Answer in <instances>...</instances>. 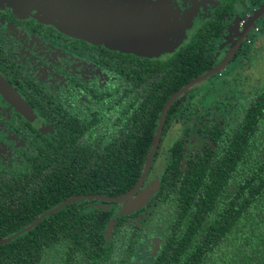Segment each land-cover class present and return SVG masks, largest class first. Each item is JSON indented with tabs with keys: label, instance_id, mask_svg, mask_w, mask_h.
<instances>
[{
	"label": "flooded vegetation",
	"instance_id": "1",
	"mask_svg": "<svg viewBox=\"0 0 264 264\" xmlns=\"http://www.w3.org/2000/svg\"><path fill=\"white\" fill-rule=\"evenodd\" d=\"M263 6L264 0H0V81L17 96L11 99L9 91L4 94L0 90V185L28 175H49L46 169L52 148L59 140L65 150L68 131L77 132L78 143L87 141L84 128L94 130L92 145L112 143L120 121H124L125 131L131 128L127 117L143 100H161L155 97H161L171 85L181 84L161 103L155 132L166 101L234 51L218 74L190 88L169 108L152 165L133 196L148 194L147 202L128 213L123 211V203L100 200L84 199L66 206L77 204V214L82 215L105 211L110 214L109 222L120 224L118 235L113 229L107 239L113 238L110 250H116L117 245L112 264H148L161 248L168 227L169 195L161 188L175 147L182 155L179 169L185 173L201 149L213 144L199 132L205 129L204 124L221 123V115L217 111L210 114V109L225 93L219 92L205 105L208 100H203L214 93L213 87L199 94L201 105L196 107L192 101L195 91L214 79L229 87L231 79L241 84V76L249 82L255 70L262 73L252 85L264 84V58L253 62L256 48L264 44L260 37L264 25L259 26L264 12L253 20ZM195 51L209 68L190 79ZM242 62L246 67H240ZM235 65L238 69L225 75ZM14 189L0 187V196ZM94 195L116 197L97 193L78 196ZM49 240L64 243L66 236L52 235ZM102 260L106 264V259ZM40 264L66 261L48 254Z\"/></svg>",
	"mask_w": 264,
	"mask_h": 264
},
{
	"label": "trees",
	"instance_id": "2",
	"mask_svg": "<svg viewBox=\"0 0 264 264\" xmlns=\"http://www.w3.org/2000/svg\"><path fill=\"white\" fill-rule=\"evenodd\" d=\"M200 54L194 52L190 79L209 68ZM177 87L171 85L155 97L161 100H143L127 117L131 128L125 131L120 121L112 143L92 145L90 128H84L87 141L78 143L77 132L68 131L65 150L59 140L52 148L49 175H28L0 185L15 188L0 196V237L20 230L64 199L86 193L118 196L131 189L150 149L161 103ZM216 87L229 96L214 107L211 104L210 114L217 111L221 123L210 121L199 131L213 144L201 149L185 173L179 169L182 155L176 146L164 170L161 189L169 195L168 227L161 248L148 264H264V84L255 83L248 92L224 81ZM76 205L0 246L1 263L40 264L51 254L66 264H103L102 259L112 264L117 245L110 250L113 238L109 242L103 234L110 214L101 210L95 215L77 214ZM113 229L118 235L120 224L114 222ZM62 233L64 243L49 240Z\"/></svg>",
	"mask_w": 264,
	"mask_h": 264
},
{
	"label": "water",
	"instance_id": "3",
	"mask_svg": "<svg viewBox=\"0 0 264 264\" xmlns=\"http://www.w3.org/2000/svg\"><path fill=\"white\" fill-rule=\"evenodd\" d=\"M259 12H260V14L256 17H254L253 20L258 19L263 15L262 13L264 12V6ZM233 54H234V51L228 52L226 57L219 64H217L211 70L207 71L205 74H203V75L197 77L196 79L190 81L189 83H187L183 88H181L179 91H177L174 95H172L166 101V103L164 104V106L162 108L161 115L159 117L156 130L154 132L150 153L147 156V159H146V162H145V165H144V168L142 170V173L140 175L139 180L136 182V184L133 186V188L130 191H128L127 193H125L121 196H116V197H105V196L94 195V196H75V197L68 198V199L64 200L61 204H59L57 207L51 209L50 211H48V212L42 214L41 216H39L38 218H36L29 226L18 231L16 234L9 236V237H6V238H3V239H0V245L7 244L10 241L17 238L18 236L25 234L26 232L30 231L33 227H35L43 219L54 214L55 212H57L59 210L65 208L67 205L81 201V200H84V199L100 200V201L116 203V204L123 203V204H125V208L123 209V211H126L127 213L129 212V210H135L137 207H139V206L143 205L145 202H147L149 200L148 194H145V193L139 194L136 198H133V196L138 192L140 187L143 185L144 180L146 178V175L149 172V169L152 165V159H153L154 154L156 152V148H157L158 142L160 140L162 128H163L165 118H166V115H167L169 108L171 107L173 102L178 97H180L182 94L187 92L190 88H192V87L204 82L208 78L218 74L225 67V65L228 63V61L233 56ZM0 90L4 94L6 93V91H9L8 87L7 86L5 87V85L2 83V81H0ZM9 93H10V91H9ZM10 95L11 96H8L9 98L17 99V96H15L14 94L10 93ZM123 211H121V214H124ZM113 225H114V222L111 221L109 226L106 229V232H105L106 236H109L112 233Z\"/></svg>",
	"mask_w": 264,
	"mask_h": 264
},
{
	"label": "rangeland",
	"instance_id": "4",
	"mask_svg": "<svg viewBox=\"0 0 264 264\" xmlns=\"http://www.w3.org/2000/svg\"><path fill=\"white\" fill-rule=\"evenodd\" d=\"M261 25H264V18L262 19V21L260 22V24H259V26H261ZM263 28H264V26H262ZM262 28V29H263ZM261 29V31H263ZM264 33V32H263ZM260 37H262V38H264V35L263 34H261L260 33ZM255 47V45L253 46V48ZM257 47V46H256ZM256 53H255V56H254V63H257L258 61H261L263 58H264V44H263V46L261 47V46H258L257 48H256V51H255ZM261 64H264V63H261ZM240 67L242 68V67H246V65L244 66V63L242 62V63H240ZM263 68H264V66H263ZM237 70L238 69V67H236V65L235 66H233V67H231L228 71H227V73L225 74V75H227V74H231L234 70ZM261 71H257V70H255L253 73H252V75H253V78L251 77L250 78V80H249V82H246V80H245V77H243V76H241V84L239 83H237V82H232V79L229 81V84H230V86H234V88L237 90V91H246L249 87H250V85H252L253 84V81L255 80V78H257V77H259L260 75H261ZM264 80V79H263ZM220 82H222V81H218V80H216V79H214L212 82H210V83H207V84H205L203 87H200L198 90H196L195 91V95H196V97L192 100V101H194V103L196 102V107H197V105L199 104V105H201V102H199V98L201 97L199 94H202V93H204V92H206V91H210L214 86V88H213V91L212 92H214V93H212V94H210L208 97H205L204 98V102H206V100H208V103H206L205 105H208V104H210L212 101H214L213 99L216 97V96H218V94H220L219 92H221V93H224L225 92V90H220V89H218V87H216L218 84H220ZM235 90V91H236ZM228 96H226L225 97V95L224 96H220V97H217V99L218 100H223V99H225V98H227Z\"/></svg>",
	"mask_w": 264,
	"mask_h": 264
}]
</instances>
